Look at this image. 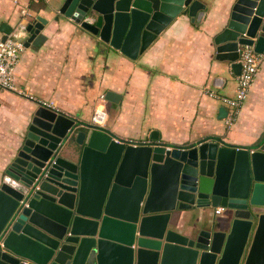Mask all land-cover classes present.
<instances>
[{
    "label": "water",
    "instance_id": "1",
    "mask_svg": "<svg viewBox=\"0 0 264 264\" xmlns=\"http://www.w3.org/2000/svg\"><path fill=\"white\" fill-rule=\"evenodd\" d=\"M209 2L65 0L60 13L135 58ZM46 23H29L26 45ZM214 40L239 75L243 46L264 53V0H236ZM150 138L39 107L0 174V264H264V133L249 147Z\"/></svg>",
    "mask_w": 264,
    "mask_h": 264
},
{
    "label": "crops",
    "instance_id": "2",
    "mask_svg": "<svg viewBox=\"0 0 264 264\" xmlns=\"http://www.w3.org/2000/svg\"><path fill=\"white\" fill-rule=\"evenodd\" d=\"M64 1L0 0L2 37L4 24L12 31L18 24L25 3L47 20L20 57L17 87L80 121L92 123L95 110H104V130L134 143L151 141L154 130L157 142L169 146L213 138L249 147L263 135L264 63L231 126L222 101L235 96L239 75L216 60L214 39L236 0H210L201 23L178 17L135 58L62 15ZM109 91L120 95L118 102L106 99ZM39 107L15 92L0 94V174Z\"/></svg>",
    "mask_w": 264,
    "mask_h": 264
},
{
    "label": "built area",
    "instance_id": "3",
    "mask_svg": "<svg viewBox=\"0 0 264 264\" xmlns=\"http://www.w3.org/2000/svg\"><path fill=\"white\" fill-rule=\"evenodd\" d=\"M40 1V0H33ZM31 6L24 4L21 7V19L14 27L7 39L0 36V94L4 91L15 92L22 97L35 101L43 107L56 109L54 101L37 99L33 94L16 85L15 71L20 61V57L26 48L25 38L28 34L27 27L35 19ZM239 62L241 72L238 76L236 94L234 97H222V101L230 107L228 114V125L231 126L237 118L238 111L243 101L246 99L252 84L255 81L264 63V53H257L251 46H243ZM213 94V93H212ZM107 114L104 110H95L92 116V124L98 129L104 130L106 127ZM132 142V141H131ZM222 208H218L220 211Z\"/></svg>",
    "mask_w": 264,
    "mask_h": 264
}]
</instances>
